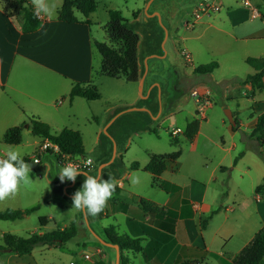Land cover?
Here are the masks:
<instances>
[{
	"label": "rangeland",
	"instance_id": "rangeland-1",
	"mask_svg": "<svg viewBox=\"0 0 264 264\" xmlns=\"http://www.w3.org/2000/svg\"><path fill=\"white\" fill-rule=\"evenodd\" d=\"M58 1L31 0V3L35 7L42 4L41 12L45 15H53L55 7L59 5ZM222 1L225 6L227 2L232 5L234 2L240 3V0ZM96 2L97 7L94 12L89 14L88 18L91 23L92 36L97 41H104L115 50L120 49V43L109 39L104 32L108 21V10L119 9L125 18L126 26L138 34V45L141 43L140 47H137L139 76L136 82L126 81L123 78H110L99 75V73L94 76V83L98 87L100 97L91 101L92 110L90 111H95L100 120L103 121L104 119V122L100 124L101 126L108 117L110 120L115 114L129 108L130 104L128 103L135 97L138 100L131 106L140 105L142 102V99L139 98V83L144 64L142 59L150 51V45L145 34L150 19H147L146 24L138 22L139 15L145 6V0H96ZM164 3L165 0L156 1L149 10L154 7L161 8ZM169 3L172 8L168 15L169 18H173L175 13H181L176 24L178 28H171L170 21H167L164 15L162 16L163 24L168 30L172 29L173 31L170 39L173 37L172 41L175 45L178 37H182L184 28L194 25V20L191 18L190 0H187L183 5L175 3L173 0H169ZM224 9L222 6L219 12L222 14ZM221 16L223 15H220L219 19L211 21L212 25L206 28L204 32H201V29H195L194 33L190 31L184 33L192 36L191 40L183 41L184 46L191 51V63L187 62L180 53L182 62L185 64L184 68L188 72L193 69V65L210 61L218 62L219 67L214 69L210 75L215 81L211 79L209 74L197 77L198 82L194 89L198 91V94L204 93L206 98H199L200 102H196L194 97L186 94L166 111L165 92L161 90V87L159 94L157 89H151L153 71V64L151 63L153 61L151 60L148 63V73L143 83V93L148 92L147 107L151 110L152 115L155 116L157 113L154 112L157 103L161 108V113L155 119L151 114L139 110L126 111L117 115L108 129L117 142L116 157L109 167L104 168L105 174L103 176L104 178L108 177V174L113 169H117L119 164V169L128 168L131 162L136 161L141 168L128 169L130 174L125 182L126 191H132L136 196L159 204L166 202V207L175 208L178 212L180 208L185 207L186 200L202 204V206L208 207V210L219 208L218 212L207 219L209 226L205 238L209 251L206 252L205 264H217L214 251L219 249L221 244L217 238L212 236L214 229L220 222L225 220L228 225L227 228L235 233L230 240L229 251H232L241 242L246 230V221H243V213L239 211L237 204L242 200L248 204L251 203L255 187L264 182V145L259 146L254 136L250 135L253 128L250 117H253L254 111H251L252 109L247 105L248 102L244 97L238 96V90L234 87L235 82L239 81L235 80L236 77L244 75L242 70L244 68L250 69L241 62L239 52L229 50V46L225 44L224 35L216 29L221 25L220 20L223 19ZM78 18L83 19L82 16ZM203 18L205 17L200 16L196 20ZM185 19L186 23L183 25ZM156 20L161 29V24L157 18ZM150 23L153 28L154 22L151 20ZM176 48L178 52L182 51L180 46L179 48L176 46ZM97 56L100 58L98 52H96L94 60V69L99 72ZM174 58L172 52L169 51L167 56L157 60L159 64L157 71L161 70L162 72L158 76L164 75L170 69L168 62ZM155 81L159 83L161 79H155ZM245 96L248 97L249 92H246ZM226 109L231 112L234 124H236L235 130L231 129V124L225 114ZM90 111L82 112L88 120L83 119L80 128L85 140V149L90 153V150L94 148L95 151L90 155L93 157L94 163L98 165L101 157L99 149L106 148L105 150L109 151L110 141L103 133L100 138H96L97 123L91 118L93 112ZM193 119L199 120V130L195 139L190 140L185 137L184 128ZM22 123L24 122L17 125ZM103 127L101 126L100 132H102ZM174 128H179L181 131L172 134L171 131ZM34 140L36 138L31 134L29 128L23 126L21 142L15 145L6 144V147L1 145L0 157L5 153L2 152V149L8 148L20 149L24 153L23 157L29 155L33 149ZM170 140H176V145H173ZM1 141L2 136L0 134ZM176 150L180 151L179 157L174 162L166 163V168L160 178L142 170V166L147 163L150 156ZM258 151L261 154H258ZM50 157L54 159L53 156ZM220 167H224L225 170L221 171ZM50 177L54 178L55 174L51 172ZM29 178V182L22 181L19 184L15 193L0 200V210L8 207L25 209L36 204H39V208L14 221L0 220V244H2V232L27 236L31 233L61 229L65 224L73 223L77 209L67 203L72 202V199L63 202L64 198L61 193L58 197L53 186L45 178L41 165L38 164L35 168H30ZM109 180L115 184L114 179ZM115 186L117 187V185ZM263 192L264 189H261L258 193ZM131 202L132 200L126 197L124 193L122 202L108 204L107 208L112 210L113 214L105 216V221L119 224V228L126 231L128 226L125 218V205ZM226 206L235 207L234 211H226L227 219H225L222 211ZM249 209L251 210V207ZM210 214L211 212H204L201 217L207 218ZM39 216L48 218L44 227L38 223ZM82 220L81 212H78V224L85 228ZM87 231L88 240L84 241L82 237L76 235L74 239L67 241L63 247L36 246L33 254L41 264H69L70 261L74 264H90L82 259L81 254L89 252L88 249L94 246L103 250L107 249L91 235L88 229ZM43 247L45 249L41 251ZM129 259L130 264H149L143 257L133 258L129 255Z\"/></svg>",
	"mask_w": 264,
	"mask_h": 264
},
{
	"label": "crops",
	"instance_id": "crops-1",
	"mask_svg": "<svg viewBox=\"0 0 264 264\" xmlns=\"http://www.w3.org/2000/svg\"><path fill=\"white\" fill-rule=\"evenodd\" d=\"M220 2L221 7L224 6L225 8L222 14L219 10L218 14L215 13L200 20L193 19L194 25L184 28L183 32L190 31L194 33L195 29H201V32H204L206 28L212 25L211 21L223 15L221 16L223 19L220 20L221 25L216 29L224 35L225 44L229 46V50L239 52L241 62L250 69L244 68L242 70L244 75L238 76L235 79L237 81L242 80L248 74L254 73V70L245 63V58L247 56L264 57V0H240V3L234 2L233 5L227 2L226 6L223 5L222 0ZM61 3L62 0H59V5L55 7L53 15H45L41 12L43 7L39 5L34 6L42 18V23L35 31L23 33L16 19L6 17L0 2V134L3 136L8 127L15 126L21 122H28L30 118L45 122L49 125L52 132H58L62 128L77 130L81 135L84 149V154L80 156H88L92 159L93 164L88 172L95 176L97 167L93 157L90 155L95 150L92 148L90 153L86 151L83 132L80 128L83 119L88 120L87 116L82 112L92 110V104L91 101L79 96L70 98L69 91L73 83L89 80L94 83L96 73L101 75L100 71L97 72L94 69V60L96 52H98L93 45V41L96 39L92 36L91 23H69L56 18V10L60 7ZM75 14L77 17L82 16L76 10ZM180 15L181 13H177L171 28H178L176 24ZM184 23H186V19L183 25ZM172 32V29H169V36ZM184 33L182 37H178L175 46L178 48L180 46V50L188 53L191 63V51L184 46L183 41L187 42L191 40L192 36L185 35ZM172 44L174 47V41H172ZM97 59L98 68L100 69L101 56L100 58L97 56ZM201 64L205 63L198 65ZM198 65H193V68ZM218 67L219 64L217 62V67L214 69ZM214 69L209 73V76L214 72ZM212 80L215 81L214 79ZM234 87L238 90V96L244 97L248 102L247 105L251 107V111H254L253 117H250V122L254 127L256 116L264 112V90L254 91L251 94V86L249 84H240L239 81L235 82ZM246 92H249L248 97L245 96ZM135 98L128 103L130 104L129 106L138 100ZM90 112H93L91 118L97 123L96 138H100L102 134L100 128L105 125L109 117L100 126L101 122H104V119L103 121L100 120L95 111ZM26 128L29 127L26 126ZM196 135L192 140L195 139ZM34 137L36 140L33 141V149L29 155L24 156L28 158V162L33 161V156L38 146L46 141V139H42L41 137ZM1 145L2 147H6L3 141L0 142ZM105 149H99L100 161L103 159ZM2 152H5V150L2 149ZM44 156H42L43 158L40 163L43 162ZM54 160L56 161L55 157ZM119 167L120 164L106 178L103 177L105 174L103 169L100 176L105 180L114 179L119 191H114L113 198L107 201L103 211L95 216L87 213V216L92 228L95 230L99 229L103 231L107 226L115 225L118 234H126L132 238L140 239L137 251L123 252L128 260L127 264H130L129 255L133 256V258L143 257L149 264H179L184 259H198L206 254L208 245L206 244L205 233L209 224L207 223L205 228H202L200 226V220L203 219L201 216L204 212L210 213L216 210V213L219 211V208L208 210V207H204L202 204L186 200L185 207L183 209L180 208L178 212L175 208L166 207V202L162 204L155 202L164 208V213H145L138 205V200L141 197L125 189V182L130 174L128 170L130 167H123L122 169H119ZM138 168H141L140 165ZM220 170L224 171L225 169H221L220 167ZM160 175L157 177L160 178ZM84 178L83 176H77L73 187L74 192L82 186ZM62 185V182L59 181L53 187L58 197L60 193L62 195ZM124 193L126 197L132 200L131 203H126L125 205V218L128 226L126 231H122L119 228V224L109 223L104 218L109 214H113V211L107 208L108 204L122 202ZM62 201L67 202L69 200L65 201L63 199ZM67 203L72 205V202ZM251 203L249 202L248 204V202L242 200L237 204L239 211L243 213V221H246V230L243 239L232 251H229L228 246H230V240L235 233L233 230L227 228L228 225L225 223V220L220 222L214 229L212 237L217 238L221 244L219 249L214 251L217 264H233L232 258L243 246L249 243L254 234L263 225L264 192H255ZM250 207L251 210L249 209ZM234 210V206L224 207L222 211L225 219H227L226 211L230 212ZM78 212H80L79 209H77L72 224L75 226L77 235L85 241L89 239L88 231L86 227L84 228L78 224ZM23 216L25 215L23 214ZM46 219L48 222V218ZM65 226L68 225L65 224L62 228ZM65 243L49 247H63ZM45 247L41 248V251ZM108 248L106 247L107 250H103L96 246L90 247L88 251L91 253V258L85 259L82 257V254L81 257L90 264H93V261L97 258L104 262H108L112 258L113 263L115 251L113 248H110L113 250H109ZM34 250L29 254L20 256L12 253L2 254L0 255V264H41L35 258L33 254ZM69 264L74 263L70 261ZM202 264H205V259ZM258 264H264V256Z\"/></svg>",
	"mask_w": 264,
	"mask_h": 264
},
{
	"label": "trees",
	"instance_id": "trees-1",
	"mask_svg": "<svg viewBox=\"0 0 264 264\" xmlns=\"http://www.w3.org/2000/svg\"><path fill=\"white\" fill-rule=\"evenodd\" d=\"M2 9L8 18L16 19L23 33L35 31L42 23V18L35 10L31 0H0ZM97 7L96 0H62L59 8L56 10V18L60 21L69 23H84L90 24L88 15L95 11ZM75 10L78 11L83 19H79ZM105 32L109 39L118 41L120 49L111 48L104 41H93V45L101 56L100 74L110 78H123L126 81H137L139 76L138 69V34L125 24V18L119 9L108 10V21L105 25ZM245 63L250 66L254 73L248 74L244 79L239 80L242 84H249L251 92L264 90V57L247 56ZM217 67L216 61H210L205 64L195 67V72L200 74H209ZM82 97L88 101L97 100L100 97V92L95 83L91 80L75 82L72 84L69 91V97ZM28 126L32 135L41 137L56 145L60 155H82L84 154L82 138L77 130L70 128H62L58 132H52L49 125L45 122L30 118L28 122L21 125L8 127L2 136V141L5 144L15 145L22 140V127ZM236 124L231 125V129L235 130ZM199 128V120L193 119L185 125L184 135L192 140ZM155 132V131H154ZM250 135L254 136L259 146L264 145V112L256 116L254 127ZM173 145H176V140H170ZM258 154H261L258 151ZM180 155V151L176 150L166 154H157L150 156L147 163L142 167V170L151 173L153 176H159L166 168L167 161H175ZM23 159L28 162L27 157ZM236 159L234 160V164ZM130 169H137L138 162L133 161L129 165ZM221 169H225L221 167ZM264 189V182L255 187V192H260ZM119 191L115 186V192ZM138 205L145 213H164V208L157 205L155 202L139 198ZM39 208L36 204L30 208L23 210L17 208H5L0 210V220L13 221L22 218L23 214H28ZM216 211V210H215ZM211 212L207 218L200 220V226L205 228L207 219L210 218ZM38 223L41 226L46 225L47 219L45 216L38 217ZM104 232L109 241L118 244L120 248V264H127L128 260L124 256V251L135 252L139 249V238H132L126 234H118L115 225H109L104 228ZM77 235L73 224L65 226L61 229L44 231L41 233H31L27 236H19L10 232L2 233V244H0V255L12 253L16 255L29 254L39 245L58 246L69 240H72ZM109 250H113L108 248ZM264 256V223L261 228L254 234L248 244L243 246L241 250L232 258L233 264H258ZM206 254L198 259H184L179 264H202ZM93 264H113L112 258L108 262H104L97 258Z\"/></svg>",
	"mask_w": 264,
	"mask_h": 264
},
{
	"label": "water",
	"instance_id": "water-1",
	"mask_svg": "<svg viewBox=\"0 0 264 264\" xmlns=\"http://www.w3.org/2000/svg\"><path fill=\"white\" fill-rule=\"evenodd\" d=\"M157 0H146L145 2V6L142 10V12L140 13L139 15V18H138V22L139 23H147V19L152 17V16H155L159 23L161 24V29H162V41H161V45H160V48H161V55H145L146 57L142 59V61L144 62L143 64V70H142V73H141V77H140V83H139V98L142 99V102L140 105H137V106H129V108H125L123 111L115 114L114 116H112L110 118V120L107 121V123H105L104 127H103V130H102V133L109 139L110 143H112V153H111V157L100 163L98 166H97V170H96V173H95V176L96 175H99L101 176V173H102V170L106 167H109L110 164L113 162V159L115 157V153H116V143H115V140L114 138L112 137V135L110 134L109 132V127L110 125L113 123L114 119L117 117V115H119L120 113L122 112H126V111H133V110H139V111H145L149 114L152 115V112L151 110L147 107V97H148V92L147 93H143V83H144V80L147 76V73H148V63L151 61V60H154V59H157V60H160V59H163L165 56H167V54L169 53V51L172 52L173 56L176 57V51L173 47V44H172V41L170 39V36H169V30L168 28H166V25L163 24L162 20H163V17L162 15H160L159 13H157L156 11L152 12L149 14V9H150V6L155 3ZM194 6V3L193 4H190V8ZM177 14L175 13V15L173 16V18H170V22L171 23V26L176 18ZM141 45V43H140ZM140 45H137V47ZM143 48H144V45H143ZM154 74H152L151 76V89L155 86L157 91H158V94L160 92V84L157 82V81H153L152 78H154ZM158 79H161V76H158ZM161 113V108L159 106L158 108V111L156 113V115H152L153 118H157ZM225 114H226V117L228 119V121L230 122V124H234V120L232 119V115H231V112L230 110L226 109L225 110ZM44 160L43 162H41L39 165H41L44 173H45V178L47 179L48 183L55 187L57 185V183L60 181L62 182V197L64 199H70L72 198V196L74 195V184L76 182L75 181H70V180H65V181H61L60 178H59V175L57 174L59 171H60V167L57 165V162L52 158L50 157V153L46 152L44 154ZM51 158V160H50ZM36 162L35 161H30L28 162V165L30 167H35L36 166ZM57 170V171H56ZM80 172L82 173H86L87 175H91L93 176L90 172H88V170H82V169H79ZM53 172L55 174V177L54 178H51L50 177V173ZM78 176H83V175H78ZM84 177V176H83ZM81 212V215H82V221L86 227V229H88L90 232H91V235L93 237H95L102 246L104 247H109V248H113L115 253H114V259H113V264H119L120 263V248L118 246V244L116 243H112L111 241L108 240L104 230L101 231L99 229H94L92 228L91 224H90V221L88 219V216H87V212L84 211V210H80Z\"/></svg>",
	"mask_w": 264,
	"mask_h": 264
},
{
	"label": "clouds",
	"instance_id": "clouds-1",
	"mask_svg": "<svg viewBox=\"0 0 264 264\" xmlns=\"http://www.w3.org/2000/svg\"><path fill=\"white\" fill-rule=\"evenodd\" d=\"M23 155L18 148H8L4 156L0 157V200L15 193L22 181L29 182L30 167L23 159ZM57 174L61 181H75L78 175L85 177L82 186L72 196V206L92 216L103 210L115 191V184L112 181L102 179L99 175L82 173L72 164L63 166Z\"/></svg>",
	"mask_w": 264,
	"mask_h": 264
},
{
	"label": "flooded vegetation",
	"instance_id": "flooded-vegetation-1",
	"mask_svg": "<svg viewBox=\"0 0 264 264\" xmlns=\"http://www.w3.org/2000/svg\"><path fill=\"white\" fill-rule=\"evenodd\" d=\"M159 1V0H157ZM164 1V0H163ZM175 3H179L180 5L185 4V2L187 0H173ZM146 2V0H145ZM198 2V0H190V4L196 5ZM169 0H165V3L163 6H161V8H153L149 11V14L156 11L157 13H159L160 15H164L165 19L167 21L170 20L169 18V13L171 12L172 8L171 5L169 3ZM150 21L148 22L147 28L148 30L145 31V34L147 36V40H148V44L150 45V51L146 54V55H161V41H162V29H160V27L158 26L157 20L155 16H152L149 18ZM151 20L154 22V26L152 28V24L150 23ZM143 28H145L143 26ZM170 28V27H169ZM157 38H159V40H157ZM175 51H176V57L174 59L171 60V62H168V64L170 65V69H168V71L166 73H164V75H161V81L159 82L161 90H163L165 92V100H166V104H165V109L166 111L169 110L170 106H172L174 103L178 102L181 98H183L186 94L190 95L191 92L194 90V86L197 84L198 82V78L200 76L203 75H207V74H200L198 72H195V68L191 69L189 72L185 70L184 66L185 64L182 62V58L179 54V52L177 51L176 46L174 45ZM153 62H151L153 64V68H152V74H154V80L158 79V74H162L161 70L157 71L159 68V64L157 62V59L152 60ZM153 80V81H154ZM153 89H156V87L154 86ZM156 109L154 112L158 111V107L159 104L157 103L156 105ZM116 146H117V142ZM110 148L109 151L105 150V154L103 156V159L100 161V163L108 160L111 157V153H112V143H110ZM115 157H116V153H115ZM114 157V159H115ZM113 159V160H114ZM99 163V164H100ZM98 164V165H99ZM96 165V167L98 166Z\"/></svg>",
	"mask_w": 264,
	"mask_h": 264
},
{
	"label": "built area",
	"instance_id": "built-area-1",
	"mask_svg": "<svg viewBox=\"0 0 264 264\" xmlns=\"http://www.w3.org/2000/svg\"><path fill=\"white\" fill-rule=\"evenodd\" d=\"M247 4V2H246ZM221 8L220 0H198L197 4L191 8V18L197 19L200 16L208 17L214 13H217ZM181 55L187 62H190L189 55L184 50L181 51ZM198 91L194 89L190 96L194 97L196 102H200V99H205L204 93H197ZM200 98V99H199ZM181 130L179 128L172 129V134L178 133ZM51 151V152H50ZM49 152L50 155L56 158L57 165L62 168L67 164H72L74 167L82 170H89L93 164L92 159L88 156H76V155H60L56 145L52 144L50 141L46 140L42 142L33 156V161L37 164L40 163L42 156ZM91 161V163H89ZM83 258L90 259L91 253L84 252L82 254Z\"/></svg>",
	"mask_w": 264,
	"mask_h": 264
}]
</instances>
